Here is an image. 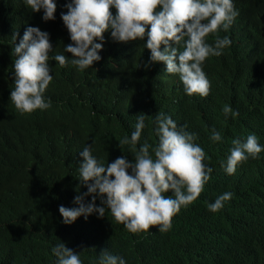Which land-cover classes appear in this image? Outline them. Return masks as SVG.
Here are the masks:
<instances>
[{
    "label": "trees",
    "instance_id": "1",
    "mask_svg": "<svg viewBox=\"0 0 264 264\" xmlns=\"http://www.w3.org/2000/svg\"><path fill=\"white\" fill-rule=\"evenodd\" d=\"M54 2L56 18L45 22L43 10L32 12L25 0H0V264H57L52 249L61 243L79 253L82 264H99L106 249L126 264H264V151L238 164L234 174L225 171L233 140L254 134L264 149V0H232L238 12L232 25L206 37L213 46L217 35L231 44L220 56H209L203 71L234 73L212 77L204 100L188 96L163 62L145 67L151 56L147 34L121 43L105 32L104 41H95L103 43L102 59L78 70L64 51L72 41L61 13L71 0ZM111 11L116 14L115 7ZM29 26L47 32L53 46L48 62L53 79L43 94L51 106L22 115L10 101L12 49ZM183 44L177 47L183 50ZM57 54L67 58L64 67L54 60ZM224 105L238 115L225 116ZM160 112L178 127L187 125L204 149V164L213 171L201 195L181 207L167 232L152 227L132 233L107 209L103 218L94 213L64 224L59 207H79L74 198L88 190L79 179L84 147H92L105 166L124 155L132 162L129 146L123 152L118 140L131 138L143 114L137 149L147 142L155 159ZM213 129L221 141L210 140ZM225 192L232 193L231 200L209 211L208 204ZM96 203L103 206L99 198Z\"/></svg>",
    "mask_w": 264,
    "mask_h": 264
},
{
    "label": "clouds",
    "instance_id": "2",
    "mask_svg": "<svg viewBox=\"0 0 264 264\" xmlns=\"http://www.w3.org/2000/svg\"><path fill=\"white\" fill-rule=\"evenodd\" d=\"M25 4L32 12L43 10L45 22L56 18L54 0H25ZM65 7L67 12L61 13V19L72 43L64 46V51L72 54L71 64L80 71L102 59L99 52L103 50V43L95 41H104V33L110 31L113 41L121 43L143 40L147 34L145 47L151 56L145 67L163 62L167 73L179 76L188 96L199 95L197 99L204 100L210 94L212 77L227 78L234 73L214 74L205 69L206 77L202 69L209 56H220L222 49L231 44L227 36L217 35L213 46L206 42V37L218 33L221 27L228 30L232 25L238 16L232 0H71ZM112 7L116 9L115 15ZM18 35H14L15 40ZM181 41L183 50L177 47ZM52 51L49 34L31 26L12 49L16 59L10 101L22 115H34L33 111L51 106V101L46 102L43 94L53 79L48 63ZM54 60L61 67L68 62L61 54L55 55ZM223 112L225 116L238 115L229 105H224ZM137 120L131 138L125 136L118 140L122 151L125 145L129 146L132 162L124 155L105 166L92 155L90 146L79 153L83 158L79 179L88 190L74 198L73 202L79 207H59L64 224L71 225L79 217L87 219L94 213L103 218L107 209L116 223L123 224L132 233L146 232L152 227L167 232L181 207L201 195L213 169L204 164L205 152L194 143L198 142L196 135L186 131L187 125L178 127L171 116L160 112L155 120L159 142L153 149V159L147 142L137 149L145 128L144 115H138ZM221 139V134L213 129L210 140ZM232 143L225 168L229 175L235 173L238 164L249 157L258 158L264 151L254 134L245 141L235 139ZM169 191L173 194L166 197L164 194ZM88 196L92 197L91 202L85 203ZM97 198L103 206L97 205ZM231 198V192L223 193L208 204L209 211L218 212ZM52 252L58 258L57 264H82L79 253L65 243L53 247ZM99 264H126V261L106 249L100 254Z\"/></svg>",
    "mask_w": 264,
    "mask_h": 264
}]
</instances>
